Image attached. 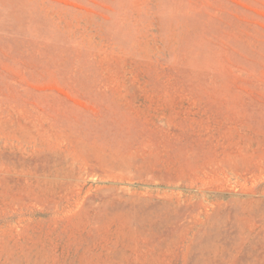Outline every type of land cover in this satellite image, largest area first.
<instances>
[{
	"label": "rangeland",
	"instance_id": "374dc122",
	"mask_svg": "<svg viewBox=\"0 0 264 264\" xmlns=\"http://www.w3.org/2000/svg\"><path fill=\"white\" fill-rule=\"evenodd\" d=\"M0 264H264V0H0Z\"/></svg>",
	"mask_w": 264,
	"mask_h": 264
}]
</instances>
